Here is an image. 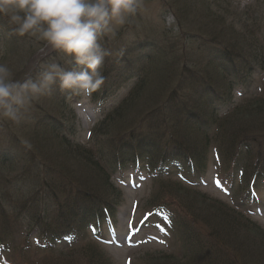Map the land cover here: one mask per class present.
<instances>
[{"label": "rangeland", "instance_id": "obj_1", "mask_svg": "<svg viewBox=\"0 0 264 264\" xmlns=\"http://www.w3.org/2000/svg\"><path fill=\"white\" fill-rule=\"evenodd\" d=\"M208 2L205 0H143V8L138 15L133 17L126 26L119 29L115 38L106 41V46L113 51V57L109 58L105 65V68H109L110 91L104 92L105 99L102 102L97 101L102 93L97 95L94 100L73 95L71 97L74 100V111L69 106L61 109V112L57 111L55 97L59 94L67 96L68 93L61 92L58 86L54 85L51 95L42 97L33 103L29 113L30 118L26 122L16 125L6 119H0V165H5V159L9 157L6 165L9 166L10 161L15 160L17 166V169L13 168L15 170H20L24 163L36 165L39 158H32L28 156V153H32L31 150L38 148L41 156L49 162L54 161L59 167L67 169L68 174L74 176L75 180L82 181L81 184L83 181L87 185L91 182L96 184L97 181L98 186L101 185L100 177L92 174L84 165H77L72 156L68 157V163V159L63 153L65 151L57 145L58 142L49 137L48 130L42 131L37 128L43 122L42 114L55 116L60 114L63 116L64 120L62 121L65 125H61L58 129L62 132H68V136H65L72 145H78L84 149H94L101 154L109 148H113L115 154L118 155V142L124 135H131L133 132L136 137H141L142 142L146 144L147 138L158 141L159 139L164 140L171 134L180 143L177 144V147L181 150H173L170 146L172 152L167 153L168 162L175 156L182 158V151L186 148L190 150L193 157H197L198 164L203 163L202 171L182 173L172 163V165L166 166L168 174H164L166 179L162 181L153 180L152 174L148 171L134 172L136 168L128 169L124 173H121L122 171L116 172L112 180L118 185L109 182L114 188V195L111 200L108 199V201L117 204L114 224L111 226H108V223L101 224L96 229L97 231L93 228H87L77 247L61 249L56 252L50 249L36 251L33 246L26 249L28 244L22 240L29 232L26 230L28 228L24 227L20 231L14 230L17 232H15L12 241L16 245L13 248L9 246L10 250H7L6 253H0V264H86L85 257L81 256L86 250L96 256L99 254L106 264H159L158 261L163 256L177 250L179 224L175 226L172 222V225L170 223L172 219L166 218V211L151 210L149 205L168 203V201L175 203V198L179 199L178 190L180 189L186 197L191 195L194 198L193 210L191 211L200 215V219L204 220L211 215V222L220 220L223 228H225L222 232L228 233L234 239L236 251L244 253L252 244L259 246L256 235H250L248 230L230 226V222L222 214L220 215L215 210L211 213L204 204H199V199L205 200V203L215 207L240 206L244 202L236 194V191L230 188V182L236 186L237 176L227 177L219 164L218 156L222 150L219 147L220 134L218 133L216 139L208 136L205 139L192 128L190 123L179 124L175 133L172 131L174 125L171 124V121L175 120L174 118L179 120L180 114H186L187 111L181 107L183 105L180 104V99H175V102L168 101L166 96L171 90L170 84L182 76V70L186 65L200 80H202L201 76H204L206 82H210V86L212 85L211 82L216 83L215 78L209 79L208 75L209 81H207L205 77L206 68H213L208 65L211 59L203 56L202 50L199 49L200 38L198 36L212 41L214 44L220 42V44L228 45L230 41L238 42L243 50L240 49L239 52L249 53L252 46L244 34L248 35L249 31L251 34L264 26V0H257L252 4H246L247 0H217V4L214 3L217 6ZM8 31L4 20L0 19V63H6L17 80L21 74L20 81L27 79L28 74H31L30 77L35 79L44 66L56 62L57 59L60 60L59 62H63L65 59L62 54L51 51L42 42L29 37L10 36ZM163 33H168V35L165 36ZM149 41L150 43L153 42L155 46H159L158 52L151 58L150 64L145 67V72H141L142 79L140 78L135 83L133 82L136 78L135 71L140 68L139 63L143 60V55L149 50V45H146ZM121 49L124 50L123 56L118 55ZM210 52L209 50V55ZM237 57L239 56L237 55ZM66 67L70 66L66 65ZM251 79L254 80L252 88H236L230 105H238L241 98H254L264 92V76L254 74ZM139 82L142 89L137 92V96L130 106L120 113L110 126L100 129L101 131H93L90 136V132L94 130L93 127L97 125L95 122L99 116L95 115L98 110L110 111L115 107L120 109L124 107L127 98L122 99V97L126 96L127 89H130L133 83L136 85ZM130 84L131 86H129ZM196 84V81L193 82L185 90L187 94L190 93L187 95L188 97L192 96L189 97L191 100L186 98L187 105L185 107L194 109L199 114H208L216 107H210L207 110L205 104H208V98L200 90H197L198 85ZM118 85L119 88L115 89ZM214 85L219 89L216 84ZM224 89L226 90V87ZM195 90L197 91L195 92ZM58 97L60 98V96ZM216 111L217 115L221 116L227 111V108ZM87 115L95 116L96 120H91ZM211 115L212 113L205 116L210 118ZM168 118L170 122H168ZM191 122L193 125H197L196 121ZM237 122L240 125L254 128L259 126L260 129H264V110L247 115L244 124L234 121V123ZM168 123L170 124L166 126ZM63 138L66 140L65 137ZM142 142L140 141L139 145ZM223 142L226 145L225 139ZM144 143L142 144L145 145ZM136 146L137 143L133 146H127V151L122 150L120 152L127 155L143 153L142 161L147 162L152 154L145 153L143 148L136 150ZM131 147H133L132 151L129 150ZM218 148H220V152ZM99 166L103 170V165ZM34 171L36 172V170ZM6 174L10 175V172ZM84 179L89 180V182ZM228 180L232 181L229 182ZM260 181L261 185L264 184L263 178ZM261 187L264 190V186ZM199 196L204 198H199ZM11 198L12 196L4 208L7 212L12 211L13 208L11 202L14 200ZM182 201L184 204H188L187 200L183 199ZM242 207L250 216L249 219L253 221V224L258 225L264 231V195L260 201L254 204L246 202ZM17 225L19 226V224ZM172 228L175 232L171 231ZM188 230L193 231V223L190 218ZM35 239L38 240L36 236L31 234L29 243L35 245ZM160 241H164V243H160ZM24 248L25 250H23ZM2 249L0 248V250ZM249 257L251 260L244 259L248 264L254 262L252 261L254 256L250 254Z\"/></svg>", "mask_w": 264, "mask_h": 264}, {"label": "trees", "instance_id": "obj_2", "mask_svg": "<svg viewBox=\"0 0 264 264\" xmlns=\"http://www.w3.org/2000/svg\"><path fill=\"white\" fill-rule=\"evenodd\" d=\"M205 1H209L210 3L212 2V5L217 6V0ZM262 29H264V26L256 32L250 34L249 31L248 35L244 34V36L248 37L249 43L252 46V50H250L249 53H240L239 50L241 48L238 42L230 41V43L228 42V45L223 43L220 44V42L214 44L212 41H208L198 36V38H200L199 49L202 50L203 56H207L211 59L208 65L214 69L213 71V69L206 68L205 77L207 78L209 75V79L215 78L216 83L211 82L212 85L210 86V82L207 83L204 76H201L202 80H200L199 77L193 74L188 65H186V67L182 70V76L173 80L172 84H170L171 90L169 91L168 96H166L168 101L175 102V99H180V104L183 105L181 107L184 110L187 105L186 98L191 96L190 95L188 97L187 95L190 93L187 94L185 90L188 89V87H190L195 81L197 83L196 85H198L197 90H200L202 93H206L210 90L218 96V98L215 99L225 101L229 100L233 86L231 82L233 79L232 77H235L238 83H246L250 80L252 71H264V42H262L264 39H260L264 36V32L260 34V36H257ZM163 35L166 36L168 33H163ZM150 47L151 53L150 55H147L149 59L143 67L142 73L145 72V67L150 64L151 58L158 52V45L155 46L152 42ZM209 50L211 51L210 55L208 53ZM237 55L239 57H237ZM108 71L109 68H105L104 66L103 74H105L106 77H108ZM28 75L29 76H27V78H29L31 74ZM21 78L22 74L18 76V80H21ZM140 78L142 79V77ZM209 79L207 78V81H209ZM169 80H171V77H169ZM214 84H216L219 89H217ZM139 85L140 82L132 87V90L126 97V105L121 107V109L116 108L113 112L106 115L105 118L94 127L93 131H101L100 129L110 126L114 122V119L130 106L135 96H137V92L142 89ZM225 87L226 90L224 89ZM197 90H195V92ZM54 100L55 103H57V111L61 112V109H65V107H67L66 102H64L65 100H61L58 96L55 97ZM189 100H191V98H189ZM225 101L222 102L224 103ZM191 110V112L186 114H180L179 120L178 118H174L175 120L171 121V124L174 125L172 129L174 133L175 130L178 129L179 124L184 125L183 123H190L192 128L205 138L208 136L211 128H213L214 134L212 137L214 139H216L218 133L220 134L219 136L221 142L219 147L222 148L221 152H224L221 153L222 155L220 157L224 159L223 161L225 165L233 164L238 166L243 164V174L245 176H247L249 171H255L258 169V172H260V170L264 168V155H262V153L264 154V129H260L259 126L258 128H254L240 125L238 122L234 123L236 120L244 124L243 122L247 120V115L249 116L251 113L263 111L264 93L260 97H255L251 100L239 103L230 109L224 118L215 122L213 121L214 123L211 122V117L207 118L205 116L209 115V112L208 114H199L196 110ZM42 117L43 118L41 119L43 122L42 124L40 123L37 128L42 131L44 129L48 130L47 133L49 134V137L52 140H55V142H58L57 145L61 148V150L63 149L66 152L62 151L66 155V158L68 159L69 156H72L77 165H84L90 170V172H92V174H96L97 177H100L101 185L98 186L97 181L96 184L91 182V184L88 185L85 181H83L84 184L82 183V185V181L80 182L79 179L78 181L75 180L74 176L70 173L68 174L67 169L61 168L55 164L54 161L49 162L41 156L38 152V148H34L33 151L30 149L32 153H28V156L32 158H39L37 164L24 163V166H22L20 170H15L17 169L15 160H11L10 165L7 166L6 164H8L9 157H6L5 165H0V207H5L6 203L10 202L9 198L12 196L11 199L14 201L11 203L14 204L13 207L19 209L20 216L15 211L7 213L2 222V227L6 230L8 229L7 231H11L13 226L14 229H16L17 226L19 230H22L24 227H36V223L41 222L43 225L45 222L43 225L44 227L42 228L46 230L44 237L48 240L51 235L54 239L58 233V229L56 228L57 218H52L46 211L43 210V202L42 199L39 198V195L42 194L41 191H44L42 196H45L49 199V201L54 200L61 202L64 197H72V199L65 202L63 210L65 211L66 218H70L71 216V220H73L72 225L75 223L77 233L82 236L84 227L89 221L92 222L95 220L99 222L108 218V216L110 218L113 216L114 210L112 207H114V203L108 201V199L111 200V198H113V186L109 184V180L106 177L107 175L99 167V163H101L100 159L103 160L100 153L94 154L89 149H84L83 147L74 144L72 145L68 139H66L67 141L64 140L55 128H49V124H52V121L54 126L56 125L55 122L62 123V120H64L62 115L60 116L59 114L55 116L42 114ZM191 121H196V123H199L200 125H193V122ZM168 122H170L169 118ZM169 124L170 123L166 126ZM207 124L213 125L209 129H206ZM165 139L153 141L150 138V141L146 140L145 145L142 143L139 145V142H137L135 149L139 150L143 148L145 151H151L155 154L154 161L156 163H161V160L164 161L167 158V153L172 152L170 146H172L173 149L176 148L179 143L178 140L171 134H169V137L167 136ZM223 139H225L227 143H230H226L225 145ZM162 151H164V153H162ZM243 151L245 152L244 160L239 159L238 156H236V153H241ZM257 152H259V156H257ZM186 153L191 156V158H188L190 166L199 170L203 163L198 164L197 157H193L190 150L186 149ZM107 155H109V153H107ZM103 156L104 159H107L106 154ZM108 157L109 159L111 158L110 155ZM113 161L110 163L113 164ZM122 161L124 162V160ZM32 169L36 170V172ZM40 170H43L44 175H40ZM8 172H10V175L6 174ZM13 174L14 177H12ZM86 181L89 182V180ZM63 183L67 184V189L65 186L61 185ZM69 190L75 193H72ZM34 191L35 193L31 199H29V196H31V193ZM178 196L180 200L175 198V203L178 205L181 212H183L186 217L190 218L193 223V231L186 228L187 233L186 236L184 235V247L179 251L181 252L180 254L176 253L163 256V258L158 261L159 264H248L244 261V259L248 258L251 260L249 257L250 254L251 256H254L252 260L254 262H250L249 264H264V231L261 230L258 225H255L253 222L245 219V217L238 214V212L234 209H230L227 206L215 207L212 204L205 203V200L199 199V204H204L207 210L211 213L215 210L220 215L222 214L230 222V226L248 230L247 232L251 233L250 235H256L258 238L256 241H258L259 246H254L252 244L250 245L251 248L248 247V250H245L246 252L240 253L234 248L236 247L234 245V239H232L228 233L226 234L225 232H222L225 228H223L224 226L220 223V220H213L214 222H211V215H209L210 217L207 216L204 220L200 219V215H196L194 211H191L193 210L192 204L194 203V198L191 195L188 197L183 195V193H181V189L178 190ZM189 198H191V200H189ZM199 198L204 197L199 196ZM183 199L187 200L188 204H184V201H182ZM45 200L46 199L43 201ZM78 202H80V204H78ZM47 219H49L48 223H46ZM17 224H19V226ZM64 224L62 223L59 225L64 226ZM75 247H77L76 244H73L68 249ZM81 256L83 258L85 257L86 264H106V262H103V259L99 254H97V256L95 254H90V251L88 250L84 251Z\"/></svg>", "mask_w": 264, "mask_h": 264}, {"label": "clouds", "instance_id": "obj_3", "mask_svg": "<svg viewBox=\"0 0 264 264\" xmlns=\"http://www.w3.org/2000/svg\"><path fill=\"white\" fill-rule=\"evenodd\" d=\"M142 8L143 0H0L8 35L33 38L65 58L23 81L0 63V119L26 122L33 103L51 95L54 85L69 97L90 98L100 91L106 82L104 66L113 57L106 41Z\"/></svg>", "mask_w": 264, "mask_h": 264}, {"label": "snow or ice", "instance_id": "obj_4", "mask_svg": "<svg viewBox=\"0 0 264 264\" xmlns=\"http://www.w3.org/2000/svg\"><path fill=\"white\" fill-rule=\"evenodd\" d=\"M217 183H219V182H217ZM161 231H164L163 229H161ZM160 243H164V241H160Z\"/></svg>", "mask_w": 264, "mask_h": 264}]
</instances>
